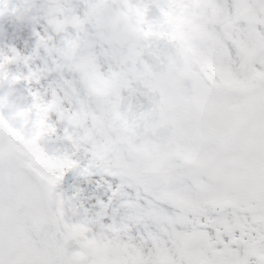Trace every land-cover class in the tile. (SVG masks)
Returning <instances> with one entry per match:
<instances>
[{
    "label": "snow or ice",
    "instance_id": "1",
    "mask_svg": "<svg viewBox=\"0 0 264 264\" xmlns=\"http://www.w3.org/2000/svg\"><path fill=\"white\" fill-rule=\"evenodd\" d=\"M6 2L18 17L35 7ZM83 3L48 0L31 53L0 55V95L25 82L29 126L40 121L27 148L0 131V264H264V0ZM18 61L25 73L8 70ZM62 68L87 90L74 105L40 87ZM61 125L70 150L48 147ZM68 171L120 182L107 201L73 204L57 190Z\"/></svg>",
    "mask_w": 264,
    "mask_h": 264
},
{
    "label": "rangeland",
    "instance_id": "2",
    "mask_svg": "<svg viewBox=\"0 0 264 264\" xmlns=\"http://www.w3.org/2000/svg\"><path fill=\"white\" fill-rule=\"evenodd\" d=\"M15 3L18 0H11ZM35 7L31 8L29 11L24 13L22 16L18 17L15 15H5L0 17V49L11 55L10 49L16 48L22 55H28L31 53L33 47L36 46L37 36L36 33L39 32L43 34L48 29V24L46 23L47 15V4L48 0H31ZM66 2L76 10L77 13L83 14L85 10V4L83 0H66ZM169 5H164L162 8L163 18L170 19L175 24L179 25L183 23L184 16L182 12L172 14ZM243 24V21H241ZM259 27V25H257ZM75 48V44H72L69 48L60 50V55L64 57L71 58L72 52ZM40 56H45L43 48L39 49ZM160 64H166L167 60L164 57H158ZM97 63H100L104 69L107 68V62L104 57L98 56ZM51 66V60L48 61ZM32 66H43V61L36 59L33 61ZM10 72H21L25 73L27 68L24 66L22 61L9 63L7 66ZM89 84L93 91L100 92L106 85L102 81H98L93 75L88 74ZM68 81V83H65ZM49 85L53 88H57L61 95H66L68 97L66 103L69 105H74L80 99H83L86 95V87L81 80V74L76 71L69 70L68 68H62L58 71H53L47 73L41 81V90L48 89ZM34 86V85H33ZM28 84L21 81L14 86L13 90L9 91L10 96H19L24 102V106L27 109V117L24 120H13L9 115H7L4 108H0V120H7V124L0 123V131L6 134L11 142L14 144L22 145L25 148L31 146L34 141L35 135L38 134L40 121H36L29 126V115L31 108L27 100V88ZM75 90V91H73ZM4 94V93H3ZM132 102L136 103V98H132ZM13 107L9 105V108ZM62 125L57 134V137H53L48 141V147L58 151L64 149L70 150V144L59 139L62 136ZM79 158L81 160L86 159V155L83 152L79 153ZM34 160L39 162L40 157H33ZM50 165L52 161H46ZM107 181V183H106ZM120 182L119 177L111 176L108 173L95 172L87 181L82 177H79L75 172L68 171L58 186V191L62 193V196L71 199L73 204H78L83 202L86 206H93L96 203V199L107 201L108 196L111 195V190L116 188V185ZM111 185V190L109 188ZM80 189V191H78ZM124 191L128 193L127 196H121L118 199H113L109 212L112 208L118 209L116 215L117 218L124 212L123 208H120V203L124 200H130L132 197V189L125 186ZM67 206V205H65ZM105 223L109 222L105 218Z\"/></svg>",
    "mask_w": 264,
    "mask_h": 264
},
{
    "label": "clouds",
    "instance_id": "3",
    "mask_svg": "<svg viewBox=\"0 0 264 264\" xmlns=\"http://www.w3.org/2000/svg\"><path fill=\"white\" fill-rule=\"evenodd\" d=\"M0 15H10L9 5L6 0L4 3H0ZM6 54L3 49H0V55ZM15 78L9 79V84H13ZM11 88L6 89L3 95H0V108H4L7 115H9L13 120H24L27 117V109L24 106V102L19 96H10L9 91ZM9 105L13 107L9 108ZM0 123L7 124V120H0Z\"/></svg>",
    "mask_w": 264,
    "mask_h": 264
}]
</instances>
